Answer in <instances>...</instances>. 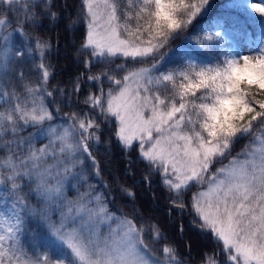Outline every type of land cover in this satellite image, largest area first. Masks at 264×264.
<instances>
[{"label":"snow or ice","instance_id":"obj_1","mask_svg":"<svg viewBox=\"0 0 264 264\" xmlns=\"http://www.w3.org/2000/svg\"><path fill=\"white\" fill-rule=\"evenodd\" d=\"M214 8L0 0V264H191L185 219L213 245L200 264H264V0L202 23ZM61 29H83L63 81ZM114 146L151 203L102 167Z\"/></svg>","mask_w":264,"mask_h":264},{"label":"trees","instance_id":"obj_2","mask_svg":"<svg viewBox=\"0 0 264 264\" xmlns=\"http://www.w3.org/2000/svg\"><path fill=\"white\" fill-rule=\"evenodd\" d=\"M76 2H78V0H76ZM227 2L228 0H215V8L209 14L207 19L202 23L210 24L211 21L215 18L216 13L220 10L221 6ZM240 18L241 20L244 19L242 14ZM249 31H252V29L249 28ZM82 32L83 29H81L79 32L75 34L74 37L75 43L72 44V43H68L69 41L68 34L64 32L63 29L60 30L59 32L60 53L58 56L51 57L52 62L57 65L58 75L56 76V80H61V81L67 80L70 76L82 70V65L76 66L73 60V49L79 47V44L82 40ZM49 35H51L53 43L55 44L57 36L53 33H49ZM253 39H255V36H253ZM181 42H183L182 39H178L173 42V46L179 45L181 44ZM65 45H67V47H65ZM65 65L67 66L66 68L64 67ZM55 82L56 81L54 80L53 83ZM245 143H246L245 140H241L236 145L235 151L242 149ZM113 153L114 155L112 156L111 165H104L103 161L105 157L98 156V159L102 161V167L104 168L110 167L113 172L117 173L120 176L122 183L126 184L128 187L134 188L136 190L137 198L142 205H147L151 203V198L148 196L147 189L145 188V185L142 180V171L144 170V165L142 163H137V165L133 168L135 175L125 176L124 175L125 160L121 156L120 150L114 146ZM132 155L135 156L136 153L133 152ZM105 176L107 179H111L108 173H105ZM137 181L139 182L138 184L136 183ZM152 190L158 194L156 202L159 205L153 210L152 213L153 217L159 219V222L165 227V230L168 232L169 236L179 244L181 252H184L185 251L184 242L183 240L179 239L175 225L169 224L167 221V217L165 214V208L167 205L163 196L160 195L161 190L157 187H154ZM118 203H122V202L118 200ZM125 211H131V209L125 208ZM184 239L191 241V246H192L191 264H200V260L203 253L206 250H211L213 247L210 240H208L205 237H202L198 232L188 227L187 219H185Z\"/></svg>","mask_w":264,"mask_h":264},{"label":"rangeland","instance_id":"obj_3","mask_svg":"<svg viewBox=\"0 0 264 264\" xmlns=\"http://www.w3.org/2000/svg\"><path fill=\"white\" fill-rule=\"evenodd\" d=\"M181 43H183V42H181ZM242 50H243V52H244L245 54H250V50H249L248 47L244 46ZM240 150H241V149H240ZM240 150H238V151H240ZM233 154H235V153H233Z\"/></svg>","mask_w":264,"mask_h":264}]
</instances>
